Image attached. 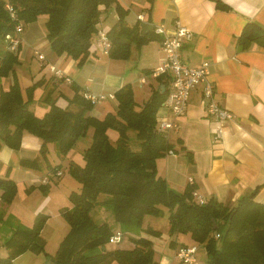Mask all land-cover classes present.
I'll use <instances>...</instances> for the list:
<instances>
[{"label": "trees", "instance_id": "obj_1", "mask_svg": "<svg viewBox=\"0 0 264 264\" xmlns=\"http://www.w3.org/2000/svg\"><path fill=\"white\" fill-rule=\"evenodd\" d=\"M10 1L16 9L14 18L5 8V0H0V40L16 34L17 22L23 29L24 24L44 13L47 15L46 39L51 49L76 59L77 65L89 55L102 12L101 4L108 7L114 3L117 12L116 21L106 31L110 39L109 56L126 58L132 43L140 47L153 37L151 30L141 33L138 23L127 24L128 9L117 0ZM217 2L227 8L221 0ZM238 39L242 45L264 40V27L254 20L248 21ZM18 44L13 50L6 46L0 54V76L13 73L20 49ZM157 77L164 87L153 89L139 108L135 107L131 84L120 86L114 91L115 110L106 111L103 117L89 113L94 103L76 85L72 86L74 92L67 98L65 106L56 103V98L52 97L53 89H48L42 98L47 102V108L41 116L35 115L29 107L35 83L27 88L26 99L22 97L14 75L8 88L0 89V145L4 143L16 149L20 146L22 133L28 131L41 139L40 152L46 159L48 141L55 143L59 153H65L80 135L93 127L91 140L82 152L83 164L69 162V171L81 186L80 191L69 194L71 207L62 210L69 229L55 252L50 254L51 258L58 264H109L111 261L117 264H163L154 258L151 240L144 236L132 238V247L107 248V243H110L108 237L115 228L134 233L141 229L160 233L150 223L143 227V219L146 214L157 215L161 206H165L170 233L189 232L194 240L204 244L206 259L203 264H264V202L254 199L259 186L240 195L231 205L214 197L199 203L193 198L191 186L176 191L157 173L156 159L173 148L166 133L156 125V111L169 92L171 76L165 72ZM110 127L118 131L114 142L107 133ZM129 129L135 131L136 149L129 144ZM21 163L39 167L34 159H22ZM57 167L59 164L52 167L55 174L59 171ZM39 185L43 190L47 188L46 183ZM31 188L32 185L26 187V191ZM0 189L1 200L10 203L16 193L15 180L0 176ZM101 194L106 196L99 199ZM96 203L110 209L118 227L93 219L90 210ZM46 218L45 213L37 212L32 225L15 223L3 240L7 253L0 256V264H14L13 259L26 250L48 254L41 234ZM216 233L219 235L215 236Z\"/></svg>", "mask_w": 264, "mask_h": 264}, {"label": "crops", "instance_id": "obj_2", "mask_svg": "<svg viewBox=\"0 0 264 264\" xmlns=\"http://www.w3.org/2000/svg\"><path fill=\"white\" fill-rule=\"evenodd\" d=\"M117 1L128 9L125 16L127 24L138 23L141 33L151 30L153 37L140 47L132 43L130 54L126 58L111 57L102 47L100 53L96 43H92L89 55L80 65L76 64V59L65 53L50 52L48 55L46 53L44 58L32 59L34 73L40 75L41 79L38 86H45L39 92L43 94L51 87L54 91L58 89L59 95H65L57 81L71 87L76 85L82 92L92 93L114 92L123 84L130 83L135 107L139 108L153 89L164 87L160 79L152 73L164 56L161 41L165 34L157 32L155 28L161 24L171 33L175 21L179 20L193 32L192 37L182 44V59L190 65H199L207 60L208 74L205 80L199 81L190 89L186 110L182 115L176 116L163 102L157 108L156 125L162 119L175 118L179 123L177 128L168 129L166 132L173 148L156 159L157 173L176 191H183L186 186H191L192 190L204 199L214 197L229 205L234 204L240 195L250 193L259 186L254 199L264 202V40L258 39L242 45L238 39L248 21L254 20L264 27V0H221L227 8L219 6L217 0ZM100 8L102 16L98 23L99 28L107 31L116 21L117 12L114 3L108 7L101 4ZM45 16L47 18L46 14ZM46 18L43 23L37 18L25 24L18 44L21 58L22 53L26 51L25 46H33L34 52L40 49L45 41L48 42L44 24ZM141 22L146 24L143 31ZM48 64L60 68L64 76L70 77L71 82L56 76ZM48 75L50 78H47ZM208 80L212 84L215 101L232 113V118L224 122L219 138L215 137L212 130L217 120L208 113L207 97L202 92ZM168 87L170 90L171 85ZM55 98L56 103L65 106L68 96L61 99L56 95ZM59 100L63 102L59 103ZM106 100L94 104L96 112L101 105V109L107 110ZM63 103L65 105H62ZM53 144L55 145L53 142L47 143V149ZM40 147L41 139L27 131L22 133L20 146L16 149L1 143L0 176L14 179L17 190L19 191L22 185L25 192L26 187L43 183V176H47L46 184L49 178L60 176L61 163L53 162L48 153L45 160ZM22 159L37 160L39 167L24 165L21 163ZM57 164V169L61 172L59 175L52 170ZM40 166L43 167L41 171L38 170ZM34 190L30 189L27 193ZM27 193L14 197L8 207L0 206V219L5 220L12 215L14 222L19 220L22 224L30 226L36 213L45 210H38L40 205L29 200L25 195ZM51 212L55 215L54 211ZM46 227L45 222L41 229L42 236ZM114 227H118L115 222ZM11 229L12 225L4 235L0 233L4 255L7 251L3 240ZM195 242L189 232L172 239L170 244L173 246V257L176 258L174 252L180 245L195 244L198 252L199 247ZM16 259L15 257L14 263ZM35 260H38L37 264H47L44 256H35ZM112 263L117 264L116 261Z\"/></svg>", "mask_w": 264, "mask_h": 264}, {"label": "rangeland", "instance_id": "obj_3", "mask_svg": "<svg viewBox=\"0 0 264 264\" xmlns=\"http://www.w3.org/2000/svg\"><path fill=\"white\" fill-rule=\"evenodd\" d=\"M101 16L102 15L100 14V17ZM37 18H38L39 22L43 23V20H44V18H46V16L44 13H41L38 15ZM98 23H97V27H100ZM109 23H110V21L107 22L106 25H108ZM24 26H25V24H24ZM22 30L18 34H16V36L20 37V33L22 32ZM10 45L11 44H8L7 36L5 37V40H0V54L3 53V51L6 49V46L11 50L17 49V45L15 48L14 47L11 48ZM96 45L98 46L97 50L99 49V51L101 53L100 48L102 46H99L97 43H96ZM29 47H31V50L28 51ZM25 49H26V51H24V53H22L23 58H21V54H19V50H18V60L13 66V69H14L13 73L9 72L5 76H0V89H1V87H2V89L8 88V85L10 83H12V81H13V75H14V77L18 81V86H19L21 95L23 98L26 99L27 98V88L31 85H34V83H35V86H37V87H35V89L33 91V97L31 99V101L29 102V107L33 110L35 115L41 116L44 113V110L47 108V102L42 98L48 89H53V88L49 87L43 94L39 92L42 88H45V86L44 85L41 87L38 86L39 82L41 81V79L39 78L40 75L38 76V75H36V73H34L35 69L32 67L34 65L31 64V62H34L32 59L37 60L39 58L38 57L39 52L44 53V55L47 53V55H48L50 52H54V51L51 49V47L47 41L44 42L43 46L40 47V49L34 50V52H33V49H34L33 46H25ZM100 53H98V55H101ZM54 54H58V53L54 52ZM76 64H77V60H76ZM50 65L48 64L49 68H50ZM55 67L58 68L57 66H55ZM45 70H47V68H45ZM51 71H53V70L51 69ZM62 73H63V71H62ZM56 76H58V75H56ZM33 77H35V78H33ZM47 78H50V76L48 75ZM68 82H71V80ZM57 85H59L61 87V89L65 93V95L60 94L61 95L60 96L58 94V89H56L55 91L53 89V91H52V97L53 98H55L56 95H58V97H61V99H66V96L69 97L74 92V88L71 87L70 85L64 83V82H58L57 81ZM37 88H39V89H37ZM79 91L81 92L82 89H79ZM111 92H113V91H111ZM103 93L108 94L109 92H103ZM113 99L112 100L99 99L96 102L101 101V100H106L105 101L106 107H107L106 111H108V110L114 111L116 108V99H115V97ZM62 102H63L62 100H59V103H62ZM96 102H94V104ZM62 105H65V103H63ZM98 106H99V104H97V107ZM102 107H103V105L98 107L97 112L94 109V107H92L91 110L89 111V113L94 115V116H97V117H103L104 114L106 113V111L104 109H101ZM92 129H93V127H89L87 129L86 133L80 135L77 138L76 142L70 148H68L65 151V153H59L57 151V147L54 144L52 147H49V149H47L48 150L47 151L48 157L53 159V162H60L61 163V164L60 163L59 164L61 166L62 173L60 176L54 177L53 179L49 178L50 180L48 179L47 188H45V190L42 189V186L37 184L36 186H32V188H31L32 190L35 189L34 191L27 193V191L25 192L23 190L22 185H20V188L18 191L17 185H16V193H15L16 196L14 195L15 198L18 196H21L23 193H27L25 195H27V198L29 200L35 201V203H38L40 205V208L38 210H40L41 208H42V210L43 209L45 210L44 212L47 215V218H46V226L47 227L43 231V236L45 237V240H46L45 250H46V252H48V254H44V252H34L31 250H26L25 252H22V254L20 253L19 256L18 255L16 256V258H17L15 261L16 264H37L38 260L37 261L35 260V256H39V257L44 256V258L47 259V264H58V263L53 261L50 254H53L55 252V250L58 247L59 241L64 236V233L67 232V229H69V222L65 218V216L63 215L62 210L71 207L72 202L69 198V194L72 191H77V192L80 191V186H81L80 182L70 173L69 162L74 161L80 165L83 164L84 160H83L82 152H83L84 147H86L91 140ZM107 133L109 135V139L112 142H114L117 135H118V131H116V129L114 127H110V128H108ZM128 134H129V144H130L131 148L136 149L138 147V145H137V138L135 137V131L133 129H129ZM49 142H53V141H48L47 143H49ZM42 166H44V164ZM42 166H40V168ZM34 168H36V167H34ZM40 168L38 170L41 171L43 167L41 169ZM43 178H44L43 183H45L47 176H43ZM25 190H26V188H25ZM105 196H106L105 194H101L99 199L104 198ZM0 199H1V197H0ZM8 205H9V203L0 200V206L8 207ZM45 207H47L49 209H46ZM161 207H162V210L160 213H158L157 215L146 214L144 216V219H143V227L147 226V223H150L154 226V228L159 229L160 233L149 232V231H146L145 229H141V230L139 229L140 230L139 232L134 233V232H130V230H124L121 228V230H122L121 239H119L113 243H107V248H111V247H132L134 245V241L132 240V238L144 236V237L151 240V245H152V248L154 250V258H156L159 262H161L163 264H170V263L171 264H187V263L181 261L180 259L173 257V246L170 244V242L172 239H175L178 236H181L182 233H180V232L179 233L178 232L170 233L169 232V229H168V208L165 206H161ZM58 208L60 210H58ZM51 211H54L55 215ZM90 214L92 215L93 219H95L97 222H107L110 224V226L114 227V221H113L112 213H111L110 209L107 208V206L105 204L96 203L91 208ZM13 219L14 218L12 215L5 218V220L0 219V233H2L1 235H4V233H6V230L10 225H12V227H13V225L15 223L19 222V220L17 222H14ZM13 222H14V224H12ZM32 224H33V222L31 223V225ZM44 225H45V223H44ZM195 243L199 247L198 252H196L198 264H203V262L206 259V252L204 249L205 246L200 241H196ZM4 250L5 249L2 246V243L0 241V254L4 255V252H5ZM197 253H198V255H197ZM109 264H115V263H112V261H111Z\"/></svg>", "mask_w": 264, "mask_h": 264}, {"label": "built area", "instance_id": "obj_4", "mask_svg": "<svg viewBox=\"0 0 264 264\" xmlns=\"http://www.w3.org/2000/svg\"><path fill=\"white\" fill-rule=\"evenodd\" d=\"M5 8L9 11L11 17L16 16V9L14 8L10 0H5ZM22 24L17 22L15 24L16 34L22 30ZM157 32H163L165 35L161 41L164 50V56L161 63L156 66L152 73L155 76L161 73L168 72L171 78V89L168 92L167 97L163 101V105L170 108V110L176 115H182L187 106L188 93L193 86L199 81H203L207 78L208 64L207 60L202 61L199 65H190L182 59L181 47L182 44L189 40L193 32L183 25L179 20L175 21L173 31L168 33L163 25H158L156 28ZM16 34L7 35L8 44H11V48H15L19 42V37ZM92 43H97L102 46L104 52H108L110 47V39L107 32L97 27L96 34L92 40ZM39 58H43L44 54L38 53ZM54 74L59 77H64L66 81H70V77L64 76L59 68H56L53 64L50 65ZM203 95L207 97V111L210 115L215 116L217 124L213 127V133L216 138L221 137L224 122L232 118V113L226 108L222 107L217 103L213 97L212 84L208 80L203 89ZM86 98L90 99L93 103L99 99L114 98V92L104 93H92L84 92ZM179 125L178 121L174 119H162L158 122L157 128L163 132L171 128H177ZM172 151V150H170ZM60 171H57V174ZM44 180V179H43ZM193 198L199 203L205 202L202 196L198 195L193 190ZM219 234L216 233L215 236ZM122 237V230L115 228L114 231L109 235L108 241L113 243ZM197 246L195 244L180 245L176 248L174 254L175 257L187 264H198L196 257Z\"/></svg>", "mask_w": 264, "mask_h": 264}, {"label": "water", "instance_id": "obj_5", "mask_svg": "<svg viewBox=\"0 0 264 264\" xmlns=\"http://www.w3.org/2000/svg\"><path fill=\"white\" fill-rule=\"evenodd\" d=\"M140 25H141V27H142V31H143V30H144V27H145L146 24H145L144 22H141ZM161 85H162V84H161ZM162 86H163V85H162ZM214 226H215V225H214ZM214 226H213V227H214Z\"/></svg>", "mask_w": 264, "mask_h": 264}, {"label": "bare ground", "instance_id": "obj_6", "mask_svg": "<svg viewBox=\"0 0 264 264\" xmlns=\"http://www.w3.org/2000/svg\"><path fill=\"white\" fill-rule=\"evenodd\" d=\"M168 130H165V133L167 132Z\"/></svg>", "mask_w": 264, "mask_h": 264}]
</instances>
